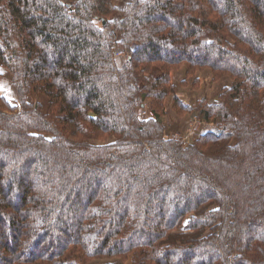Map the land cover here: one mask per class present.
Returning a JSON list of instances; mask_svg holds the SVG:
<instances>
[{"label": "trees", "instance_id": "trees-1", "mask_svg": "<svg viewBox=\"0 0 264 264\" xmlns=\"http://www.w3.org/2000/svg\"><path fill=\"white\" fill-rule=\"evenodd\" d=\"M0 264H264V0H0Z\"/></svg>", "mask_w": 264, "mask_h": 264}, {"label": "rangeland", "instance_id": "rangeland-1", "mask_svg": "<svg viewBox=\"0 0 264 264\" xmlns=\"http://www.w3.org/2000/svg\"><path fill=\"white\" fill-rule=\"evenodd\" d=\"M121 62V60H120ZM203 73H199L198 77L201 78L203 84L202 87L204 86V88L196 93H190L189 89H184L181 84L179 83L178 80L180 79H184V73L183 71H181V73H177L174 75V82L177 83L179 85V90H181L183 93H185V95L187 96V98H189L190 100H194L196 99V96H204L206 95L207 98L209 99L210 103H212L213 101H215L221 91V88L223 86H225L226 83V79L217 81V82H213L212 78H211V71L209 70H205L202 71ZM191 79V78H190ZM181 82V81H180ZM190 87V86H189ZM195 92V91H193ZM170 115H172V117H174V113L171 110L170 111ZM175 120H172V122H169V126L167 127V132L170 134L173 133H180V136H184L185 139H187L188 141L190 140H195L197 139V137L203 133H205L206 131H208V129H211L212 125H208L206 123H198L200 124L199 127L197 128L196 124H197V117L194 114V116H189V117H184L180 119V122L178 121V117H175ZM179 125V126H178ZM180 127V130H179ZM193 128V130L191 131V129Z\"/></svg>", "mask_w": 264, "mask_h": 264}, {"label": "crops", "instance_id": "crops-1", "mask_svg": "<svg viewBox=\"0 0 264 264\" xmlns=\"http://www.w3.org/2000/svg\"><path fill=\"white\" fill-rule=\"evenodd\" d=\"M177 73H181V71H178V72H176V73H174L173 74V80H174V75L175 74H177ZM201 73H203V72H201ZM211 78H212V73H211ZM199 80L201 81L202 79L201 78H199ZM179 81V83H180V81H182V79H180V80H178ZM224 81V80H223ZM214 82V81H213ZM192 84H193V80H188V85H186V86H182L184 89H189V91H190V93H196V94H198L197 92H199V91H201L203 88H204V86L202 87V84H203V82L201 81V84H200V88H198V89H193L192 88ZM231 84V81L229 80V79H226V83H225V86H229ZM190 86V87H189ZM201 89V90H200ZM222 89V88H221ZM193 91H195V92H193ZM180 95H181V97L185 100V101H195V100H197V99H199V98H203V97H207L206 95H204V96H197V95H195L196 96V99H194V100H190L189 98H187V96L185 95V93H183L181 90H180ZM208 99V98H207ZM208 101H209V99H208ZM209 103H210V101H209ZM173 111V109H170V111ZM173 113H174V111H173ZM169 116H170V118L168 117V116H166L165 117V119H164V121H165V123H166V125L167 126H169L168 124H169V122L171 123V121L172 120H175L176 118L175 117H177V115L174 113V117H172V115H170L169 114ZM179 118V117H178ZM177 120V119H176ZM179 122H180V120H178ZM179 126V125H178ZM179 130H180V127H179ZM173 134H176V135H179L180 133H173Z\"/></svg>", "mask_w": 264, "mask_h": 264}, {"label": "built area", "instance_id": "built-area-1", "mask_svg": "<svg viewBox=\"0 0 264 264\" xmlns=\"http://www.w3.org/2000/svg\"><path fill=\"white\" fill-rule=\"evenodd\" d=\"M143 114H145V115H146V114H147V112H145V111H144V112H143Z\"/></svg>", "mask_w": 264, "mask_h": 264}]
</instances>
